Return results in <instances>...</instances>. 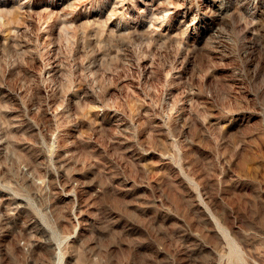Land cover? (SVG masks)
<instances>
[{"label":"rangeland","instance_id":"1","mask_svg":"<svg viewBox=\"0 0 264 264\" xmlns=\"http://www.w3.org/2000/svg\"><path fill=\"white\" fill-rule=\"evenodd\" d=\"M0 264H264V0H0Z\"/></svg>","mask_w":264,"mask_h":264}]
</instances>
